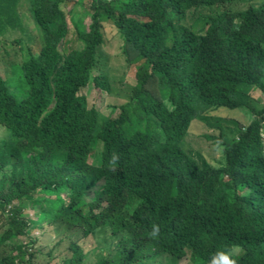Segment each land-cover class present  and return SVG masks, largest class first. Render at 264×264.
<instances>
[{
  "label": "trees",
  "instance_id": "obj_1",
  "mask_svg": "<svg viewBox=\"0 0 264 264\" xmlns=\"http://www.w3.org/2000/svg\"><path fill=\"white\" fill-rule=\"evenodd\" d=\"M68 1L0 0V264H264V0H90L79 19ZM107 25L136 68L124 95ZM198 121L210 158L187 148ZM45 223L66 232L41 249Z\"/></svg>",
  "mask_w": 264,
  "mask_h": 264
},
{
  "label": "rangeland",
  "instance_id": "obj_2",
  "mask_svg": "<svg viewBox=\"0 0 264 264\" xmlns=\"http://www.w3.org/2000/svg\"><path fill=\"white\" fill-rule=\"evenodd\" d=\"M89 3L90 0H81L79 2H71L68 1L66 4L67 8L72 9V11L75 13V18L79 19L80 17L85 18V14L89 10ZM90 22L88 18L85 19V22ZM33 22V21H31ZM32 30H34V25L31 24ZM106 35H108V38H105V44L103 47V53L106 54L107 62L105 63L104 73L111 79L112 86L114 87V92H119L124 95L125 91H131L134 88V84L136 82L135 73L136 68L135 66H130L127 64L125 54L122 52L121 42L117 35H115V30L110 25L106 26ZM22 33L19 35V33H13L12 38L22 37ZM9 49V48H7ZM59 51H62V47L60 48L58 46ZM11 50V49H10ZM21 56L18 57V61L22 64L27 58V44L23 43L21 46ZM10 55L13 54L12 50L9 52ZM15 60L16 58L12 56ZM57 72V71H56ZM12 81V79H11ZM92 84H89L87 87H84L81 91V94L85 95L88 99L89 108H91L94 100L93 98V88L91 86ZM27 94L24 90L17 89L16 95L20 99L24 97ZM258 96V93L255 94V97ZM24 99V98H23ZM120 102H123V100L117 99L116 96H112L106 100V103L104 104L103 108L101 109L102 112V118L105 119L108 115L111 114L112 109L110 108V105L112 104H118ZM215 117H210L211 122L214 123L215 119H218L219 117L224 118H232L233 114L227 113V111H216L212 113ZM224 125V124H222ZM227 125H229V122H227ZM231 125V123H230ZM232 126V125H231ZM208 125L204 122L198 121L196 123V126L193 129V132L195 133L197 138H191L190 143L187 144L188 149H192L195 156H198V153L200 151H203V156L205 158H210L214 155L215 150L213 148L214 145H212L209 141L206 142L203 140H200V136L204 135L206 133V130L208 129ZM230 127H228L229 129ZM218 133H220L219 130H217ZM233 133V131L231 132ZM199 137V138H198ZM6 141V138L4 135H2V128L0 127V144H4ZM198 151V152H197ZM33 210V208H32ZM31 217L35 218V215L33 213L31 214ZM53 224V223H52ZM66 232V228L62 227L58 223H54L53 227L50 224L45 223L41 228L39 229H33V235L34 238L36 237L38 239L37 245L39 248L43 249L46 247V244H48L49 241H59L60 238L63 237L64 233ZM97 239H103L102 235H96ZM92 236L89 238H83V241L85 243H89L92 241ZM96 239V243L98 246V241ZM73 240H77V238H73ZM68 240L64 242V244H67ZM63 251V250H62ZM10 253H16L13 251L12 244L8 245L7 251H4L2 249L0 251L1 255H8ZM66 257H68V254H64ZM106 254V253H105ZM39 258H42V256H38ZM55 263H61V256H58L57 259L54 261ZM35 264H43V262L39 260H34ZM33 263V264H34Z\"/></svg>",
  "mask_w": 264,
  "mask_h": 264
},
{
  "label": "clouds",
  "instance_id": "obj_3",
  "mask_svg": "<svg viewBox=\"0 0 264 264\" xmlns=\"http://www.w3.org/2000/svg\"><path fill=\"white\" fill-rule=\"evenodd\" d=\"M210 264H235V261L230 260L225 253H217L210 261Z\"/></svg>",
  "mask_w": 264,
  "mask_h": 264
}]
</instances>
